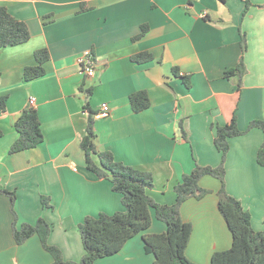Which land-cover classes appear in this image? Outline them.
<instances>
[{"label": "crops", "instance_id": "1", "mask_svg": "<svg viewBox=\"0 0 264 264\" xmlns=\"http://www.w3.org/2000/svg\"><path fill=\"white\" fill-rule=\"evenodd\" d=\"M247 1L246 7L245 0H0L30 33L24 43L0 47V96H6L0 112V187L15 192L17 225L43 217L52 225L48 242L64 259L78 261L84 253L78 224L84 217L124 209L111 182L85 166L79 142L89 108L97 150L150 171L148 194L160 204L175 202L173 187L195 162L218 165L212 125L226 124L235 112L243 130L264 112V0ZM241 33L245 73L238 93V76L224 73L238 62ZM41 48L49 54L44 74L23 80L24 68L36 63L34 51ZM85 50L94 57L92 76L77 62ZM143 51L152 59L135 61ZM139 90L150 104L135 112L129 95ZM30 97L43 141L9 153L17 137L14 123ZM103 103L106 115L100 114ZM263 138L259 128L231 137L224 175L226 191L250 213L257 231L264 230V166L256 161ZM199 185L209 192L185 200L180 209L192 224L185 254L196 264H210L215 251L231 246L232 236L217 208L220 181L204 175ZM41 196L49 197L50 207ZM151 216L145 231L93 264H153L142 234L161 233L166 225L154 211ZM12 221L10 200L0 193V264H50L37 235L15 243Z\"/></svg>", "mask_w": 264, "mask_h": 264}, {"label": "trees", "instance_id": "2", "mask_svg": "<svg viewBox=\"0 0 264 264\" xmlns=\"http://www.w3.org/2000/svg\"><path fill=\"white\" fill-rule=\"evenodd\" d=\"M245 1L247 7L249 2ZM84 9L85 5L81 4V10ZM145 29L143 26L141 34ZM29 38L27 25L13 17L6 6L0 5V47L21 44ZM240 49L241 54L236 66L224 73L225 76H238V93L245 73L243 53L246 50V40L243 33L240 35ZM34 58L36 63L26 66L23 70L25 81L44 74L43 64L49 58L47 49L34 51ZM133 59L137 62H145L152 59V54L146 51L139 52L133 56ZM173 71L176 73L177 70L173 69ZM86 92L89 93L90 90ZM129 99L131 108L135 112L146 109L150 104L145 90L131 93ZM5 102L6 96H0V112L4 111ZM86 107L88 108V105ZM87 112L85 134L79 142L80 148L85 153V166L99 178L111 182L112 190L121 194L124 209L111 214L100 212L97 216L86 215L78 224L84 253L78 261L66 260L59 247L48 242L52 225L43 217H38L35 223L22 222L17 225V216L13 208L15 192L0 187V193L10 200V211L13 214L11 230L16 244H22L32 235H37L42 248L52 258L50 264H93L99 258L115 254L128 239L145 231L151 224V211H154L155 217L165 223L166 229L161 233L142 234L144 250L154 256L153 264H196L185 254L192 233V224L182 219L180 209L185 200L200 199L209 192L199 185L201 177L209 175L220 181L216 191L217 208L232 236L231 246L215 251L210 258V264H264V230L253 229L250 213L243 208L237 198L226 191L224 182L229 139L244 134L252 128L261 129L264 135V112L261 118L250 120L243 130L238 127L235 112L226 124H213L212 127L215 129L213 142L220 152L219 164L208 166L195 162L191 171L184 173L181 180L174 185L176 197L172 204H160L148 194V189L153 186V175L150 171L116 160L109 150H97L94 144V113L90 108ZM14 129L17 137L9 146V153L36 147L43 141L38 113L32 105H27L21 111L14 123ZM181 134L183 139L188 141L182 126ZM94 156L98 159L95 160ZM256 161L264 166V138L257 150ZM41 202L45 207L51 206L47 196H41Z\"/></svg>", "mask_w": 264, "mask_h": 264}, {"label": "built area", "instance_id": "3", "mask_svg": "<svg viewBox=\"0 0 264 264\" xmlns=\"http://www.w3.org/2000/svg\"><path fill=\"white\" fill-rule=\"evenodd\" d=\"M77 62L78 64L81 66V71L83 73H85L88 76H92L95 72V61H94V57L93 54L90 50H85L83 51L77 58ZM35 98L34 97H30L28 104L32 105L34 104ZM101 112L100 114L102 115H106L108 112V105L106 103L101 104Z\"/></svg>", "mask_w": 264, "mask_h": 264}]
</instances>
